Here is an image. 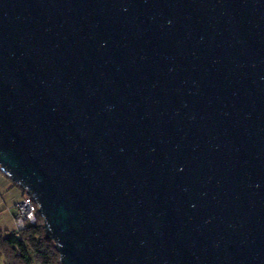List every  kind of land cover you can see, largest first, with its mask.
Returning a JSON list of instances; mask_svg holds the SVG:
<instances>
[{"label": "water", "instance_id": "water-1", "mask_svg": "<svg viewBox=\"0 0 264 264\" xmlns=\"http://www.w3.org/2000/svg\"><path fill=\"white\" fill-rule=\"evenodd\" d=\"M0 170L61 264H264V0H0Z\"/></svg>", "mask_w": 264, "mask_h": 264}, {"label": "trees", "instance_id": "trees-1", "mask_svg": "<svg viewBox=\"0 0 264 264\" xmlns=\"http://www.w3.org/2000/svg\"><path fill=\"white\" fill-rule=\"evenodd\" d=\"M21 189L24 195L27 194L24 188ZM36 218L35 224L19 232L20 236L13 230H3L0 225V264H61L57 244L47 236L44 219L39 212Z\"/></svg>", "mask_w": 264, "mask_h": 264}, {"label": "crops", "instance_id": "crops-1", "mask_svg": "<svg viewBox=\"0 0 264 264\" xmlns=\"http://www.w3.org/2000/svg\"><path fill=\"white\" fill-rule=\"evenodd\" d=\"M23 196L21 187L0 170V225L3 230H14L15 205Z\"/></svg>", "mask_w": 264, "mask_h": 264}, {"label": "built area", "instance_id": "built-area-1", "mask_svg": "<svg viewBox=\"0 0 264 264\" xmlns=\"http://www.w3.org/2000/svg\"><path fill=\"white\" fill-rule=\"evenodd\" d=\"M38 204L35 199L25 194L15 205L14 218V233L19 235V232L25 229L30 224H35L37 221Z\"/></svg>", "mask_w": 264, "mask_h": 264}]
</instances>
